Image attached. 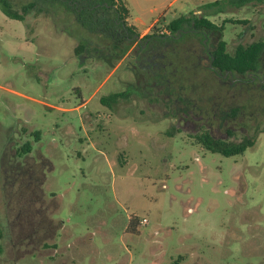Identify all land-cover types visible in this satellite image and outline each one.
<instances>
[{
  "label": "rangeland",
  "instance_id": "obj_1",
  "mask_svg": "<svg viewBox=\"0 0 264 264\" xmlns=\"http://www.w3.org/2000/svg\"><path fill=\"white\" fill-rule=\"evenodd\" d=\"M125 1L142 41L217 0ZM210 20L229 53L264 41V4ZM75 35L0 9V264H264V89L222 83L196 40L112 65L104 41L82 62ZM199 125L256 144L213 153L194 137ZM11 130L14 145H33L22 175L4 155Z\"/></svg>",
  "mask_w": 264,
  "mask_h": 264
},
{
  "label": "trees",
  "instance_id": "obj_2",
  "mask_svg": "<svg viewBox=\"0 0 264 264\" xmlns=\"http://www.w3.org/2000/svg\"><path fill=\"white\" fill-rule=\"evenodd\" d=\"M257 4H264V0H217L208 4L205 7L206 11L201 15L193 13L192 16H180L166 26L167 33H152L146 36L143 41H149V46L155 42L168 45L192 37L200 38L201 33L195 31H203L204 29L223 33L224 27L216 25L210 20V17L226 13L232 9H241ZM0 9L7 17L21 21L25 25L29 16L43 15L50 18L56 31L76 32L77 35L74 37L78 40V46L75 53L79 58L91 47L102 53V50L99 51L98 47L101 45V41L107 42V53L99 56L112 65L113 61H121L130 49V46L125 43L124 30L129 31L131 35L140 37L136 29L127 23L130 10L125 0H26L20 9L15 8L13 0H0ZM240 23L246 25L247 21ZM73 27L76 30H73ZM174 37H178V41H175L177 39ZM263 50L264 41H259L247 46L239 45L234 53H229L226 42L222 40L213 53L214 59L212 62L214 66L220 67L222 71L248 75L260 66ZM80 59L83 62V59ZM129 95V92L111 95L104 98L103 103L111 106L120 98H128ZM23 131H25V134L27 133L25 129ZM31 136H33L35 142L41 140L39 131L32 133ZM194 137L203 145L204 149L226 157L242 155L256 144V138L251 137H244L237 142L223 141L214 138L207 130H203ZM14 140L15 131L11 130L8 133L4 155L6 160H9L8 167L15 170L17 174L22 175V170L30 171L33 167L32 164H28L27 160L33 152V145L28 141L17 147L14 145ZM20 160H25V162L19 165ZM42 161L43 159L41 163H43ZM2 166L0 154V168ZM48 167H51L49 162ZM130 228L131 232L136 231L137 223L132 220Z\"/></svg>",
  "mask_w": 264,
  "mask_h": 264
},
{
  "label": "flooded vegetation",
  "instance_id": "obj_3",
  "mask_svg": "<svg viewBox=\"0 0 264 264\" xmlns=\"http://www.w3.org/2000/svg\"><path fill=\"white\" fill-rule=\"evenodd\" d=\"M220 27V26H219ZM197 33H201L200 38H196V37H192V38H188L186 40H196L200 42V46L201 48H203L204 53L206 56H208L209 60H210V64H209V68L210 70L215 74V76L222 82V83H228L229 81L232 82L233 84H251V83H255L258 84L259 86H261L262 89H264V50L261 56V60H260V66L255 70V71H251L250 73H248V75L246 74H240V73H233V72H227V71H222L220 69V67L218 66H214L213 65V53L216 51V49L218 48L219 43L222 41V39H220V36H222V32H219L216 30H207L204 29L203 31H195ZM124 36L126 39V45L130 46V49L128 50V52L126 53V55L124 56V58L121 61H124L127 57L129 56H133L134 57V61L136 63H139L141 55L139 54L137 49H142L143 53L149 49H151V45H154V43H152L150 46L148 45V42H144L143 40L140 41V37L138 35H131L129 33V31L124 30ZM175 41H178V37H174ZM212 38V39H211ZM214 39V47L213 49L209 48L210 42L211 40ZM184 40V41H186ZM184 41H179V42H175L177 44H183ZM156 43V42H155ZM139 44L140 47H137V45ZM149 52V51H148ZM150 53V52H149ZM146 54H143V56H145ZM154 67L159 66V64H154ZM152 66V68H153ZM142 68V69H141ZM151 68V66H150ZM141 70L145 69V67L141 66L140 67ZM135 77H137V75H135ZM152 77L154 79V83H158V80L161 79V75L158 76L157 73H152ZM234 111V110H233ZM235 118V117H234ZM234 118H232L231 120H233ZM179 124L181 123V119H179ZM185 125H187V123H185ZM198 129H196L195 133L193 135H197L199 133L202 132V130H207L210 132V134L216 138V139H220L223 141H228L225 140L221 137H217L212 129L208 128V127H202L201 125H199L197 127ZM226 137L230 138V137H234L233 134H231L230 132L226 133ZM230 142V141H228Z\"/></svg>",
  "mask_w": 264,
  "mask_h": 264
},
{
  "label": "built area",
  "instance_id": "obj_4",
  "mask_svg": "<svg viewBox=\"0 0 264 264\" xmlns=\"http://www.w3.org/2000/svg\"><path fill=\"white\" fill-rule=\"evenodd\" d=\"M143 223L145 224V223H148V222L145 220Z\"/></svg>",
  "mask_w": 264,
  "mask_h": 264
}]
</instances>
